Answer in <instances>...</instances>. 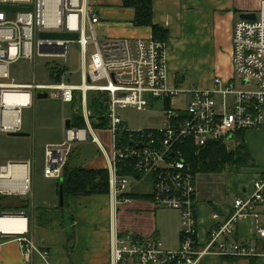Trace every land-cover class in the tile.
<instances>
[{
    "label": "built area",
    "instance_id": "1",
    "mask_svg": "<svg viewBox=\"0 0 264 264\" xmlns=\"http://www.w3.org/2000/svg\"><path fill=\"white\" fill-rule=\"evenodd\" d=\"M0 4L22 8L0 9V131H21L20 114L23 108L33 104L37 91L54 90L64 102H71L76 90L83 92L84 102L88 91L107 92L106 114L113 142L109 166L112 190L119 194L128 188L129 177H133L129 170L142 176L152 175L156 206L177 209L181 213V246L178 250L165 249L159 239H142L128 234L115 239V264H122L129 258L139 264H196L206 255L253 258L264 254L257 244L233 239L238 225L250 217L256 221L258 238L264 239V225L258 212L264 203V171L253 179L246 196L235 199L232 212L225 218L217 211L211 212L213 225L208 239L202 243L198 237L196 177L184 158L183 149L188 141L198 147L219 140L239 143L241 131H264V0L255 12V19L238 18L235 21L232 33L235 77L229 81L215 77L212 88L170 87L164 40L154 37L100 40L95 28L100 19L86 0H0ZM8 14L15 16L12 18ZM51 32L77 33L78 37L41 36V33ZM77 44L82 70L79 85L67 82L72 74L69 69L72 50ZM91 47L94 51L89 54ZM36 55H58L65 59L66 68L61 72L59 82L18 84L11 79V64L22 58L32 60ZM238 77L242 79V86L255 84V87H237ZM5 79H11V82ZM9 92L19 94V100L7 101L5 96ZM186 92L193 94L188 107L181 111L165 105L160 126L131 128L121 115L124 109L147 111L154 101L171 100ZM218 96L223 99L218 100ZM226 98H231V102ZM86 117L89 119L88 112ZM87 122L91 127L90 121ZM81 131L83 137L80 138ZM121 132H128L130 140H123ZM77 139H91L87 128L85 133L84 129L65 127L64 141L47 145V176L61 177ZM93 140L99 143L96 136ZM19 166L9 162L0 167V182L5 180L1 183V193L25 196L31 191V173L26 167L29 165H21L25 166L22 174L16 171ZM9 213L0 212V219ZM15 214L27 219V230L12 234L0 229V236L16 237L27 261L35 252L46 260L48 253L39 249L28 236L30 217L25 211Z\"/></svg>",
    "mask_w": 264,
    "mask_h": 264
},
{
    "label": "crops",
    "instance_id": "2",
    "mask_svg": "<svg viewBox=\"0 0 264 264\" xmlns=\"http://www.w3.org/2000/svg\"><path fill=\"white\" fill-rule=\"evenodd\" d=\"M261 2L262 0H153V22L165 28L168 33L165 42L169 86L212 88L215 77H220L223 81L234 78L232 62L234 23L241 14L258 11ZM86 3L93 8L100 19L95 24L96 34L100 40L120 37L155 38L151 26L134 24L135 9L124 7L123 0H86ZM38 56L40 55H36L35 58ZM40 57L48 56L41 55ZM53 57L63 58L58 55ZM210 65H213V72ZM48 66L52 82L45 84L59 82L61 72L66 68L65 64L54 62ZM72 73L68 76L67 82L74 84L70 78L79 74L81 84V66L79 71ZM33 82H37L36 74ZM16 83L29 84L28 82ZM95 92L99 91H88L84 102L83 92L76 90L74 99L71 102H64L59 95L55 94L54 90L37 91L34 99L38 97V93H48L60 98L64 109L67 104H70L68 109L71 115H63L60 118V113L57 112L54 122L56 128L49 127L50 120L47 116L35 117L32 123L29 121L24 123L22 119L21 131L19 132L29 134L21 137L33 136L35 139H44L46 133L53 130L55 134H58L57 139L41 141L46 149L49 144H60L64 141L62 137L65 138V127H67L68 120L71 128L75 130L84 129L86 133L87 128L93 137L96 136L99 139V143L96 142L100 151L96 155H86V150H79V148L74 152L72 150L67 169L69 171L79 168L106 170L110 178L109 166L113 157L110 121L106 126H98L96 123L103 120H99L95 115L94 118L91 116L93 109L90 108V105L94 101L93 97H97ZM189 99L190 104L193 94ZM171 101L172 99L164 101L163 109L167 105L176 110L184 111L189 105L187 104L185 108L180 105L173 107ZM158 102L154 101L149 108L154 109V112L158 114L154 116L155 118L161 114L158 111ZM106 104L108 105V98ZM86 112H88L89 119L86 117ZM87 120L90 121L91 127H89ZM92 135L91 138L93 139ZM245 136L252 165L264 166V133L251 130ZM79 137H83V131L79 132ZM83 143L85 144L86 140L77 139L74 147L81 146ZM106 146L109 148L107 149ZM12 163L20 164L19 172L21 174L25 171V166L21 165L26 164L29 165L26 167L32 176L35 174L34 159L31 161L28 157L25 161H13ZM259 170L260 173L257 178L263 174L264 168ZM215 174L217 173H197L195 176L198 237L202 243L208 239L213 225L211 212L217 211L225 218L232 212L235 199L240 195L246 196L251 190L250 177L248 176L239 173L229 174L223 176L222 183L217 185L216 179L213 178L217 176ZM129 175L135 178L136 184L147 181L150 186L149 190L140 192L133 190L136 188L133 186L116 194L109 181L108 193L72 194L64 190V205L61 206V178H56L59 184L52 189V196L45 200L46 204L43 207L37 209H31L30 203L26 199L31 191L25 196L0 192L6 196L3 202H1L2 199L0 200V212L8 211L9 214H15L18 211H25L30 217L29 238L34 243L36 242L35 244L39 249L48 253L46 260L35 252L27 261L21 243L16 237L0 236V264H115L113 259L115 239L125 237L128 234L142 239H159L167 250L179 249L182 233L180 211L156 206L153 196L154 178L152 175L142 176L135 173ZM45 176L49 177L46 174ZM4 182L5 180H1L0 187L1 183ZM258 212L260 221L262 220L261 223L263 222L264 225V203L259 206ZM40 213L49 215L50 221L38 222ZM34 217L36 225H34L35 220L32 221ZM32 227H34V233H32ZM233 239L257 244L264 252V239L258 238L256 221L253 217L238 225ZM255 258V262L252 263L251 258L246 257L225 258L206 255L200 258L196 264H264V254ZM122 264L139 263L135 259L129 258L125 259Z\"/></svg>",
    "mask_w": 264,
    "mask_h": 264
},
{
    "label": "rangeland",
    "instance_id": "3",
    "mask_svg": "<svg viewBox=\"0 0 264 264\" xmlns=\"http://www.w3.org/2000/svg\"><path fill=\"white\" fill-rule=\"evenodd\" d=\"M263 1V0H262ZM262 3V2H261ZM9 17L14 18V14H8ZM94 51V48L91 47L89 54ZM98 56L96 55V58ZM213 59V58H212ZM33 60V59H32ZM54 62H59L61 64H65L64 58H54L53 56L48 57H36L33 61L22 58L18 60L16 63L11 65L10 75L11 79H14L16 82H33L34 75L36 74V81L38 83H50L52 82V77L49 73V66ZM214 62V60H213ZM48 64V65H47ZM211 70L214 71L213 65ZM79 45L77 44L72 50V60L69 64V69L71 72L79 71ZM35 73V74H34ZM73 74V73H72ZM70 76V75H69ZM5 79V81H11ZM71 81L78 85L80 84L79 74H75L73 78H70ZM4 80V79H3ZM68 81V80H67ZM242 79L240 77L237 78V87L239 88H254L253 86H242L241 85ZM47 91V90H46ZM192 93L188 92L185 94H181L180 96H176L172 98L171 104L173 107H178L179 105L182 107H186L189 104L190 97ZM221 96H218V100H222ZM227 102H231V98H226ZM66 105V104H65ZM158 111H160V116L155 118L158 114L154 112V109H149V111L138 112L133 109H124L121 111V115L123 119L127 122L129 127L131 128H146V127H156L162 124V113L164 110V101L160 100L158 102ZM69 106L67 104L65 109L62 106L60 98L55 97L54 95L50 94L47 98H38L35 97L33 104L30 107H25L22 109L20 114L21 120L23 119L24 123L29 121L32 123L35 117H42L47 116L49 121V127H55L56 124L54 123L56 120V113H60V118L63 115L69 116ZM47 120V119H46ZM54 123V124H53ZM90 130V129H89ZM249 132V131H247ZM246 132V133H247ZM264 133V131H262ZM91 133V131H90ZM245 133V134H246ZM57 135L55 132L48 131L44 136V139H35L32 137H21V136H14L10 135L9 133L0 131V167L9 163V161H25L28 157L31 161L34 159L35 161V174H31V192L26 196V199L30 203L31 209H37L38 207H43L46 203L45 200L52 196V189L59 184L56 178H50L45 176V146L41 141H45L47 139H57ZM92 135V133H91ZM93 137V135H92ZM244 136V140H245ZM65 138L62 137V140ZM246 141V140H245ZM61 144V143H60ZM230 147H234L236 145V141L228 142ZM86 150V155H96L100 151L98 143L91 138L86 143L81 146L74 147L73 152L76 150ZM108 149L109 147L106 146ZM23 153V154H22ZM19 155H22L21 157ZM258 165V164H255ZM264 166H244L239 170L234 169H225V171L217 173L214 179H216V184L219 185L222 183L223 176H227L229 174H243V176L250 177V185L253 181L252 178H257L260 173L259 169L263 170ZM252 176V177H251ZM35 179V181H34ZM130 184L128 185V189L135 186L133 190H137L140 192H146L149 190L150 186L147 181H144L140 184H136L135 178L129 177ZM136 182V183H135ZM4 200H1L3 202ZM16 211V210H14ZM37 215L35 214V217ZM32 219V221L36 225V219ZM262 221V220H261ZM263 223V222H262ZM32 233H34V227H32ZM31 233V234H32ZM1 241V237H0ZM36 243V242H35ZM164 247V246H163ZM178 250V249H177Z\"/></svg>",
    "mask_w": 264,
    "mask_h": 264
},
{
    "label": "trees",
    "instance_id": "4",
    "mask_svg": "<svg viewBox=\"0 0 264 264\" xmlns=\"http://www.w3.org/2000/svg\"><path fill=\"white\" fill-rule=\"evenodd\" d=\"M124 7L135 9L134 24L140 26H151L156 39L164 40L167 38V30L153 22V0H123ZM97 97H93V103L90 108L93 109V118L96 116L99 121L98 126H106L109 124L107 112V92H95ZM95 115V116H94ZM73 127V126H72ZM246 131H241L239 137L241 141L234 147H230L223 140L212 141L205 146L198 147L191 141L183 145L184 158L191 167L192 172L196 176L197 173H219L225 169L239 170L240 168L252 165L249 148L244 140ZM120 137L129 141V133L121 132ZM71 155V154H70ZM70 158V156H69ZM63 168L61 179L63 180L65 192L72 194H91V193H108L109 192V173L106 170H93L79 168L74 171H69L67 168L69 163ZM130 173L137 172L129 170ZM141 175V174H140ZM6 196L0 194V200ZM49 215L40 213L38 222H48ZM231 258V257H225ZM256 258H251L252 263Z\"/></svg>",
    "mask_w": 264,
    "mask_h": 264
},
{
    "label": "water",
    "instance_id": "5",
    "mask_svg": "<svg viewBox=\"0 0 264 264\" xmlns=\"http://www.w3.org/2000/svg\"><path fill=\"white\" fill-rule=\"evenodd\" d=\"M32 6H30V9ZM0 9H8V10H20L22 9L21 7H16L8 4H0ZM240 18L244 19H255L256 18V13L255 12H246L241 14ZM41 36L44 38H72L76 39L78 37L77 33H58V32H51V33H41ZM52 51V50H51ZM48 93H38L39 98H46L48 97ZM67 128L71 129V124L69 120L67 121ZM10 135L14 136H28L29 134L26 132H11ZM135 146H141V144H136L133 143ZM60 205H64V187H63V180L61 179L60 182Z\"/></svg>",
    "mask_w": 264,
    "mask_h": 264
},
{
    "label": "bare ground",
    "instance_id": "6",
    "mask_svg": "<svg viewBox=\"0 0 264 264\" xmlns=\"http://www.w3.org/2000/svg\"><path fill=\"white\" fill-rule=\"evenodd\" d=\"M97 62H99V57L96 58ZM7 101H18L19 94L16 92H9L5 96ZM18 169V168H16ZM17 172L19 170H16ZM27 219L23 215L16 214H5L0 219V229L6 233H20L27 230Z\"/></svg>",
    "mask_w": 264,
    "mask_h": 264
}]
</instances>
